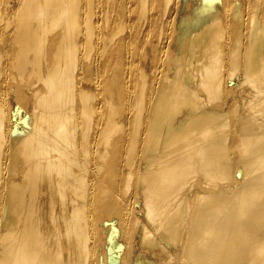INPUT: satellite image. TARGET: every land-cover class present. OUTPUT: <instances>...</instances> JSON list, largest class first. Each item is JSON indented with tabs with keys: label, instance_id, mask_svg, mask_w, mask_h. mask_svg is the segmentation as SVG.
<instances>
[{
	"label": "bare ground",
	"instance_id": "obj_1",
	"mask_svg": "<svg viewBox=\"0 0 264 264\" xmlns=\"http://www.w3.org/2000/svg\"><path fill=\"white\" fill-rule=\"evenodd\" d=\"M0 264H264V0H0Z\"/></svg>",
	"mask_w": 264,
	"mask_h": 264
}]
</instances>
